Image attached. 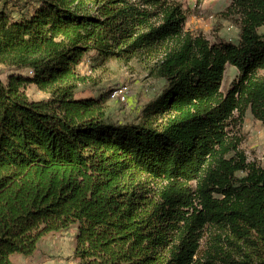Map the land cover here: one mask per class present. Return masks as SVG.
I'll list each match as a JSON object with an SVG mask.
<instances>
[{
  "label": "trees",
  "instance_id": "obj_1",
  "mask_svg": "<svg viewBox=\"0 0 264 264\" xmlns=\"http://www.w3.org/2000/svg\"><path fill=\"white\" fill-rule=\"evenodd\" d=\"M220 17L237 44L185 31L174 0L0 10V264L72 226L76 264H264V170L240 150L247 110L264 128V0H230ZM88 54L136 58L164 81L137 122L104 115L109 93L76 96ZM226 65L238 74L222 94Z\"/></svg>",
  "mask_w": 264,
  "mask_h": 264
},
{
  "label": "rangeland",
  "instance_id": "obj_2",
  "mask_svg": "<svg viewBox=\"0 0 264 264\" xmlns=\"http://www.w3.org/2000/svg\"><path fill=\"white\" fill-rule=\"evenodd\" d=\"M179 2L187 13L185 31L194 35H202L210 43L239 41V30L234 25L224 21L220 13L225 10L230 0H174ZM38 0H0V10L4 9L9 16L19 17L29 15L37 6ZM264 33V27L258 29ZM93 55L83 57L78 66L79 74L86 78V82L78 86V98L98 97L105 95L115 88H125L127 100L120 103L110 98L104 103V115L112 122H137L143 107L155 99L161 92L164 81L150 77L146 66L136 58L130 61L108 60L101 66H96ZM8 68L0 66V80L7 81ZM238 74L237 68L226 65L222 74L220 91L225 94L232 81ZM258 74L264 77V70ZM30 101L45 100L47 95L35 86L28 85L24 89ZM243 142L240 150L250 163H255L264 170V128L255 120L249 110L245 112L240 127ZM76 226L45 236L38 244L32 257H15L14 264H76L74 258Z\"/></svg>",
  "mask_w": 264,
  "mask_h": 264
},
{
  "label": "built area",
  "instance_id": "obj_3",
  "mask_svg": "<svg viewBox=\"0 0 264 264\" xmlns=\"http://www.w3.org/2000/svg\"><path fill=\"white\" fill-rule=\"evenodd\" d=\"M109 98L120 103H125L127 100V91L125 88H115L110 92Z\"/></svg>",
  "mask_w": 264,
  "mask_h": 264
}]
</instances>
